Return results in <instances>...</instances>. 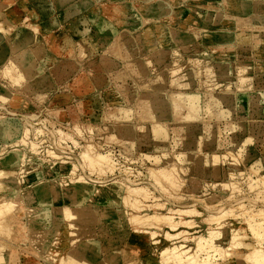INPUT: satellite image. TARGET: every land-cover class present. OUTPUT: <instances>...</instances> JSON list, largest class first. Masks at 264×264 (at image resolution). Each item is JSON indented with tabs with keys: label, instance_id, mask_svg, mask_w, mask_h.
Listing matches in <instances>:
<instances>
[{
	"label": "rangeland",
	"instance_id": "374dc122",
	"mask_svg": "<svg viewBox=\"0 0 264 264\" xmlns=\"http://www.w3.org/2000/svg\"><path fill=\"white\" fill-rule=\"evenodd\" d=\"M56 1L0 6L35 34L0 53V264H264V0Z\"/></svg>",
	"mask_w": 264,
	"mask_h": 264
},
{
	"label": "bare ground",
	"instance_id": "6f19581e",
	"mask_svg": "<svg viewBox=\"0 0 264 264\" xmlns=\"http://www.w3.org/2000/svg\"><path fill=\"white\" fill-rule=\"evenodd\" d=\"M9 1H12L13 2V0H0V6H1V4H9ZM78 1V5L77 6H79V5H81V7H83L84 8V2H80L79 3V1L80 0H77ZM149 0H145V2H148ZM176 1H178V4H177V6L179 7V6H182V7H185V0H176ZM57 3H59L61 6H63V7H69V6H71L72 4H70V0H57L56 1ZM7 4V5H8ZM10 5V4H9ZM76 5H73L74 7V9H76ZM3 6V5H2ZM160 6H164L163 4H161ZM252 8V6H250L249 4H247L246 3V1L245 0H240L239 1V3H238V7H237V9H238V11L239 12H246V11H248L249 9H251ZM263 8V7H262ZM261 8V9H262ZM176 9H179V8H177L176 7ZM264 9V8H263ZM175 9L174 8H170V7H167L166 8V15H170L171 13H172V11H174ZM118 11V10H117ZM175 11H177V10H175ZM179 11V10H178ZM214 11V10H213ZM216 11V10H215ZM14 10L13 11H11V12H8L7 14H6V19H8V20H10L11 18L12 19H14ZM76 12H77V10H76ZM80 14V13H79ZM140 16V15H139ZM238 16V15H237ZM136 17V16H135ZM141 17L142 16H140L139 18L141 19ZM132 18H134V17H132ZM132 18L130 19L131 21H132ZM138 18V19H139ZM210 18V17H209ZM77 19H80V22L81 23H79V27L80 28H82V26H83V22H82V18H77ZM90 19L92 20V21H95L96 20V16L95 15H92L91 17H90ZM137 19V18H136ZM240 19H241V17H239V21H240ZM116 20H118L117 18H116ZM123 20V19H122ZM242 20V19H241ZM120 21V20H119ZM136 21V20H135ZM138 21V20H137ZM138 22H142V20H139ZM135 23L136 22H133L132 21V23H130V21H129V26H130V24L132 25V24H134V25H132L131 26V29L133 28V30H134V26H135ZM137 24V23H136ZM237 24V23H236ZM103 25V24H102ZM50 26H53V25H49L48 27L50 28ZM138 26H140V25H138ZM138 26H135V27H138ZM1 28V27H0ZM15 28V27H14ZM130 28V27H129ZM101 32H102V34H107L108 33V36H110L111 35V33H112V31H110L109 29H108V26H105V25H103L102 27H101ZM115 29V28H114ZM15 31L13 32V33H11V34H6V33H1L0 32V53H5L7 50H9V51H11V50H16V49H24V48H26L25 50H26V53L25 54H27L28 55V50H30V45L32 44L31 42H32V40H34V36H35V34L31 31V30H29L28 28H25V27H21V28H18V29H14ZM10 33V32H9ZM113 34V33H112ZM179 34L180 35H182L183 34V38H184V35H186V36H189L190 38H193V39H195L196 37H195V35H191V34H188L187 32H184V31H180L179 32ZM20 35V38H18L17 39V36H19ZM208 35H210V33H208ZM211 35H213V34H211ZM197 36V35H196ZM203 36V35H202ZM58 37V36H57ZM212 37H217V38H221V37H223V36H220V35H214V36H212ZM10 38L12 39V41H11V43H10ZM204 38V37H203ZM216 38V39H217ZM58 39L60 40V43L59 42H56L55 44H54V46L56 45L57 46V49H58V51H62V50H65V47H67V46H69V47H71V43H72V41L68 38V37H58ZM220 40V39H219ZM218 40V41H219ZM35 41H37V40H35ZM216 41V40H215ZM183 42V41H182ZM61 45L63 46L62 48H61ZM32 47H33V45H31ZM31 47V48H32ZM37 47L38 46H36V51H37ZM135 48V47H134ZM24 50V51H25ZM40 50H41V48H40ZM39 50V51H40ZM8 51V52H9ZM12 51V52H13ZM42 51V50H41ZM40 51V52H41ZM120 51V50H119ZM21 51H19V53H20ZM22 52H23V50H22ZM53 52V51H52ZM18 54V53H17ZM16 54V55H17ZM3 55V54H2ZM13 56H15L14 54H13ZM18 56H19V54H18ZM1 57V56H0ZM5 57V56H4ZM7 57V56H6ZM16 58H17V56H15ZM3 58V57H2ZM11 59H13L12 57H10ZM16 58H15V61H16ZM19 58V57H18ZM14 60V59H13ZM13 60H11V61H13ZM20 60H24V59H20ZM4 62V61H3ZM2 62V63H3ZM14 62V61H13ZM13 62H12V64L10 65H7L6 64V66L4 65V70L5 69H8V70H10V72H9V75L12 77L11 79V82L12 83H15V84H21L22 83V80H24V78H25V76L27 75L28 77H40V78H45L46 77V75L44 74L45 72H44V70L42 69V66H41V64H37L36 63V61L35 60H33L29 65H28V67H27V72H26V74L25 73H23V72H21L20 70H18V65L17 66H15L14 64H13ZM17 62V61H16ZM22 62V61H21ZM42 64H44V63H42ZM140 64V63H139ZM12 65H14V66H12ZM142 65V64H141ZM142 66H144V65H142ZM141 66V67H142ZM135 67V66H134ZM137 68H138V66H137ZM144 68V67H143ZM3 70V69H2ZM134 70H135V68H134ZM6 72V71H5ZM137 72V71H136ZM14 94V93H13ZM19 96V95H18ZM0 97L1 98H4V99H6V101H7V99L9 98V99H11V98H13V96H12V91L11 90H9L7 87H4L3 86V84L2 85H0ZM189 97V96H188ZM166 98V97H165ZM191 98V97H190ZM193 100V99H192ZM190 101V100H189ZM192 102V101H191ZM190 102V103H191ZM15 104V103H14ZM128 117H129V115H128ZM27 126V125H26ZM26 126H25V128H26ZM83 126V125H82ZM3 131H4V133L5 134H7V137L8 138H10V139H12V140H15V138H17L19 135H20V133L21 132H24L25 130H24V128H23V130H22V128H20V126H18V124H16V123H11L10 125H9V127H7V128H4L3 129ZM155 131L157 132V134L159 135V136H161V137H163L164 139L166 138L165 136H166V133H165V131H164V129L163 128H155ZM22 134V133H21ZM108 155V154H107ZM9 156V155H8ZM110 156V155H109ZM149 156V155H148ZM213 156H215V160L218 162V160L221 158V156L222 155H218V154H214ZM104 157H107V156H104ZM104 157H101L100 156V158H104ZM107 159V158H106ZM222 159V158H221ZM108 160V159H107ZM103 161H106V160H103ZM221 161V160H220ZM4 163V162H3ZM110 165H112V164H110ZM169 168H170V166H169ZM173 167H171V169H172ZM166 170V169H165ZM168 170H170V169H168ZM174 170V169H173ZM14 171V170H13ZM12 171V172H13ZM163 171V170H162ZM172 171V170H171ZM171 171H170V173L169 174H171ZM215 171V170H214ZM173 172V171H172ZM217 173L219 174L220 172H219V170H217ZM168 174V173H167ZM175 174V173H174ZM216 174V173H215ZM43 190V188H41V191ZM44 191V190H43ZM44 193V192H43ZM46 194V193H45ZM39 196H41V194L39 195ZM42 197V196H41ZM40 197V198H41ZM218 220V219H217Z\"/></svg>",
	"mask_w": 264,
	"mask_h": 264
}]
</instances>
